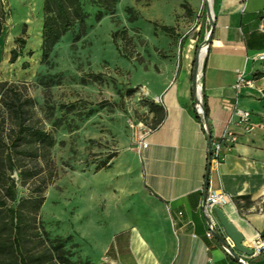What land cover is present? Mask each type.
Segmentation results:
<instances>
[{"label":"crops","instance_id":"obj_1","mask_svg":"<svg viewBox=\"0 0 264 264\" xmlns=\"http://www.w3.org/2000/svg\"><path fill=\"white\" fill-rule=\"evenodd\" d=\"M44 2L2 0L5 19L21 26L14 37L27 26V37L42 44ZM191 3L199 13L204 0ZM212 7L215 29L195 88L208 106L211 135L194 112V60L162 59L141 70L137 82L163 117L143 129L140 140L122 136L113 159L93 170L106 226L91 228L108 234L89 237L88 224L71 227L83 238L88 264H208L209 257L216 264H264V255L228 250L217 216L209 237V218L200 208L206 189H221L231 197L223 210L244 244L258 234L264 238V59L258 58L264 54V0H212ZM200 23L199 44L209 31L207 14ZM241 73L247 82L236 87ZM236 108L251 112L249 123ZM211 142L222 147L209 168Z\"/></svg>","mask_w":264,"mask_h":264},{"label":"rangeland","instance_id":"obj_2","mask_svg":"<svg viewBox=\"0 0 264 264\" xmlns=\"http://www.w3.org/2000/svg\"><path fill=\"white\" fill-rule=\"evenodd\" d=\"M81 3L87 14L85 29L76 23L48 58L42 44L27 37V26L14 37L21 26L4 17L0 81L17 83L23 98H33L37 118L55 138L50 163L41 160L38 177L25 184L18 180V195L30 194L35 181L46 177L42 224L51 238L65 240L74 260L84 261L83 238L71 227L88 224L89 237L108 234L97 229V224L106 225L93 170L113 159L122 136L140 140L143 129L155 126L160 113L137 82L141 70L162 59L175 58L180 64L188 58L196 64L199 37L193 42L190 34L206 16V0L199 13L193 12L191 0H116L110 10L97 0ZM2 123L0 114V127ZM4 123L9 128V121Z\"/></svg>","mask_w":264,"mask_h":264},{"label":"trees","instance_id":"obj_3","mask_svg":"<svg viewBox=\"0 0 264 264\" xmlns=\"http://www.w3.org/2000/svg\"><path fill=\"white\" fill-rule=\"evenodd\" d=\"M97 3L110 10L115 7L116 0H97ZM102 15V10H99L97 16L100 18ZM4 17L5 11L0 0L1 22ZM86 17L81 0H45L43 57L48 58L55 44L76 23L84 30ZM195 30L196 27L191 31V37ZM20 42L22 48L25 42L23 39ZM15 57L16 52L13 59ZM191 84L194 112L201 119L196 106L193 74ZM23 96L17 83L0 81V114L3 121L0 127V264H88L81 259L74 260L72 253L66 248L65 240L60 237L51 238L42 224L40 211L45 202L43 191L47 185L46 177L35 181L36 185L30 190V194L18 195V180L25 184L40 175L42 170L37 165L41 160L47 165L50 163L51 148L55 142L52 132L46 130L37 118L33 98ZM202 104L211 135L208 106L206 102ZM159 113L154 127L162 120L163 110L159 109ZM6 120L9 121V128L4 127ZM29 162H35L34 168L27 166Z\"/></svg>","mask_w":264,"mask_h":264},{"label":"built area","instance_id":"obj_4","mask_svg":"<svg viewBox=\"0 0 264 264\" xmlns=\"http://www.w3.org/2000/svg\"><path fill=\"white\" fill-rule=\"evenodd\" d=\"M199 25H196V29ZM205 49L206 51V47H202V49ZM200 50V53H201ZM258 58L260 59H264V54H261L258 56ZM244 82H247V80L245 79V77L243 76V74H239L238 77V82L236 84V87H240ZM197 98L199 100H201L200 97V93L197 92ZM197 108L198 111L200 112V114H202L203 110L201 108L200 103H197ZM236 112L238 113V115L240 116L241 120L249 123L250 119H251V112L249 110H245V109H240V108H236ZM143 147H145L147 144L145 141L142 142ZM211 146V150H212V154H211V161L218 159L219 158V152L221 150V143L219 142H211L210 143ZM231 200V197L229 196V194H227L226 192H224L221 189H208L207 191H205L204 196L202 198L201 204H200V208L203 211V213L209 218V227H208V231H207V235L209 237H213V235L216 233V221L213 219L216 217V213H215V209L216 208H221L223 209L224 206L226 204L229 203V201ZM264 209V200H262L261 206H260V210ZM227 238V243L229 244L227 246L228 250L231 251V248L234 247L232 241L229 239V237ZM250 248H252L253 250V254L252 256H258V255H264V238L262 237L261 234H258L257 237L252 240V242L249 245ZM241 261H243L242 258H239ZM208 264H216L215 261L209 257L208 258Z\"/></svg>","mask_w":264,"mask_h":264},{"label":"water","instance_id":"obj_5","mask_svg":"<svg viewBox=\"0 0 264 264\" xmlns=\"http://www.w3.org/2000/svg\"><path fill=\"white\" fill-rule=\"evenodd\" d=\"M206 14H207V17H208V21H209L210 27H209V31L205 34L204 39H203V41L200 44V50H201L202 47H206V49H207L209 43L212 40L213 32H214V29H215V23L216 22H215V18H214V14H213L212 0H206ZM200 32H201V25H199L197 27V29L195 30V32L193 34V38H192L193 42L196 41V39L199 37ZM199 59H200V52H199L198 57L196 59L197 61H196V65H195V69H194V73H193L194 81H195V84H196L195 88H197ZM197 101L200 103L201 108L203 110L201 115L204 118V120L206 121V116L204 114L203 104H202L201 100H199L198 98H197ZM211 154H212V150H211V147H210L209 168H210V165H211V160H210L211 159ZM207 190L208 189H206V191ZM215 213H216V216L218 217L219 222H220L221 226L223 227V229L225 231V234H226V236L224 238L225 245L226 246L229 245L227 243V238H226V237H229V239L232 241V243L234 245V247L231 248L232 252H234V250H236V251L244 253V254H246L248 256H252V254H253L252 248H250L249 246L244 244L245 238H244L243 234L238 229V227L232 221L229 220V218L226 216L224 210L221 209V208H216L215 209Z\"/></svg>","mask_w":264,"mask_h":264},{"label":"bare ground","instance_id":"obj_6","mask_svg":"<svg viewBox=\"0 0 264 264\" xmlns=\"http://www.w3.org/2000/svg\"><path fill=\"white\" fill-rule=\"evenodd\" d=\"M204 54H205V49L203 48V49L201 50L200 57L202 58Z\"/></svg>","mask_w":264,"mask_h":264}]
</instances>
